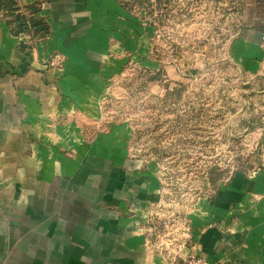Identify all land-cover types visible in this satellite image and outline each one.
Here are the masks:
<instances>
[{"label": "crops", "instance_id": "obj_1", "mask_svg": "<svg viewBox=\"0 0 264 264\" xmlns=\"http://www.w3.org/2000/svg\"><path fill=\"white\" fill-rule=\"evenodd\" d=\"M14 1L0 14V264H264V172H236L177 220L162 218L157 167L101 111L127 65L148 69L144 7ZM246 11L235 39L260 47L264 0ZM18 13L45 20L48 35L21 29ZM159 217L177 248L155 235Z\"/></svg>", "mask_w": 264, "mask_h": 264}, {"label": "rangeland", "instance_id": "obj_2", "mask_svg": "<svg viewBox=\"0 0 264 264\" xmlns=\"http://www.w3.org/2000/svg\"><path fill=\"white\" fill-rule=\"evenodd\" d=\"M141 1L154 29L148 69L127 65L101 111L129 130L132 155L155 164L160 215L177 220L234 173L264 172V30L260 47L235 39L249 0ZM163 220L155 235L167 243Z\"/></svg>", "mask_w": 264, "mask_h": 264}, {"label": "trees", "instance_id": "obj_3", "mask_svg": "<svg viewBox=\"0 0 264 264\" xmlns=\"http://www.w3.org/2000/svg\"><path fill=\"white\" fill-rule=\"evenodd\" d=\"M133 1H136V0H131L130 2L124 1L123 3L125 7H132V5L134 4ZM138 1L139 3L135 5L144 7L143 2L141 0H138ZM16 9L17 8H15L14 0H0V14L1 13L5 15L9 13L12 14V13H15ZM29 11L31 13H35L36 9L29 8ZM15 20L21 29L30 30L37 37H45L49 33V27L47 23L45 22V20L43 19H34V18L27 19L23 14L18 13V14H15ZM211 181L213 184H215L216 182L219 181V176H216Z\"/></svg>", "mask_w": 264, "mask_h": 264}, {"label": "built area", "instance_id": "obj_4", "mask_svg": "<svg viewBox=\"0 0 264 264\" xmlns=\"http://www.w3.org/2000/svg\"><path fill=\"white\" fill-rule=\"evenodd\" d=\"M168 228H172V226L167 225L166 227V232L164 233V236L166 238L167 243H163V246L177 248L178 246L174 244V243H178L177 238L175 237L174 234H172V231ZM180 264H206V262L197 256H189L186 257L184 260H182Z\"/></svg>", "mask_w": 264, "mask_h": 264}]
</instances>
